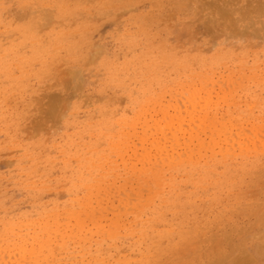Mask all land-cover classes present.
I'll list each match as a JSON object with an SVG mask.
<instances>
[{
  "label": "rangeland",
  "instance_id": "rangeland-1",
  "mask_svg": "<svg viewBox=\"0 0 264 264\" xmlns=\"http://www.w3.org/2000/svg\"><path fill=\"white\" fill-rule=\"evenodd\" d=\"M263 125L264 0H0V264L261 263Z\"/></svg>",
  "mask_w": 264,
  "mask_h": 264
},
{
  "label": "bare ground",
  "instance_id": "bare-ground-1",
  "mask_svg": "<svg viewBox=\"0 0 264 264\" xmlns=\"http://www.w3.org/2000/svg\"><path fill=\"white\" fill-rule=\"evenodd\" d=\"M210 4V3H209ZM246 5V4H245ZM218 6V5H217ZM259 8V7H258ZM216 9V8H215ZM220 13H223V12H220ZM244 16H246V14H243ZM41 16V15H40ZM39 16V17H40ZM48 16V15H47ZM46 21V20H45ZM250 27V26H249ZM245 29H247V28H245ZM243 32H244V30H243ZM243 32H241V33H243ZM246 32V31H245ZM256 32V31H255ZM242 35V34H241ZM244 35V34H243ZM70 78L72 77V76H69ZM69 77H68V79H69ZM74 77V76H73ZM61 79V78H60ZM71 81V80H70ZM72 81H74V79L72 80ZM66 87V86H65ZM67 88V87H66ZM73 88H74V86H73ZM72 88V89H73ZM51 103H52V101H51ZM53 103H54V101H53ZM60 103V102H59ZM44 113V112H43ZM48 113V112H47ZM49 114V113H48ZM46 116V115H45ZM44 116V117H45ZM42 119V118H41ZM256 123V122H255ZM36 126V125H35ZM264 126V125H263ZM40 127V126H39ZM256 127H257V125H256ZM255 127V128H256ZM38 128V127H37ZM254 128V127H253ZM254 128V129H255ZM259 129H260V131H261V128L260 127H258ZM250 130V129H249ZM249 130H247V131H249ZM221 131V130H220ZM254 131V130H253ZM257 131V130H256ZM237 132H239L240 133V131H237ZM264 132V131H263ZM238 133V134H239ZM244 133V132H243ZM191 134V133H190ZM241 134V133H240ZM246 134V133H245ZM260 134V133H259ZM262 134V133H261ZM264 134V133H263ZM262 134V135H263ZM231 135H232V133H231ZM247 135V134H246ZM253 135V134H252ZM256 135V134H255ZM258 135V134H257ZM239 136V135H238ZM259 136H261V135H259ZM234 137H236V136H234ZM245 137H247V136H245ZM249 137V136H248ZM253 137H255V136H253ZM240 138V137H239ZM174 139V138H173ZM172 139V140H173ZM247 139H249V138H247ZM255 139V138H254ZM174 140H176V139H174ZM245 140V139H244ZM263 140V139H262ZM170 141V140H169ZM254 141V140H253ZM264 141V140H263ZM171 142H174V141H171ZM259 143V145H260V142H258ZM257 142H256V144H258ZM264 143V142H263ZM258 145V146H259ZM264 145V144H263ZM257 146V145H256ZM255 146V147H256ZM261 148H263V147H261ZM264 149V148H263ZM255 152V151H254ZM147 180V179H146ZM144 182V181H143ZM138 183H140V182H138ZM142 183V182H141ZM145 183V182H144ZM146 184V183H145ZM142 186H143V183H142ZM141 186V187H142ZM144 188V187H143ZM260 193L261 194H263L264 195V192L263 191H261L260 192V190H258L257 192H256V195L257 196H259L260 195ZM153 194V193H152ZM152 194H149V195H152ZM153 196V195H152ZM150 198H152V197H150ZM263 200H264V197H263ZM147 201V200H146ZM149 201H151V200H149ZM131 211H132V209H131ZM241 213L242 214H244V215H246V216H249L250 218H253L254 219V222H253V224H252V228L251 229H253V230H258V229H263L264 228V202H262L261 204H257L256 205V208H250V209H247V210H245V211H241ZM255 227V228H254ZM234 232H235V234L236 235H238L237 233L239 232V230L238 229H235V231L232 229L231 230V232H229V234H234ZM248 232V231H247ZM240 233V232H239ZM249 233H251V232H249ZM115 234V233H114ZM109 235H111V234H109ZM111 237H112V235H111ZM226 237V236H225ZM216 239H215V237H212L211 238V240L209 241V244L211 243V245H210V251H206L207 252V254H206V258L208 259V263L207 264H223L224 262H226V261H229V263L230 264H240V262L239 261H237V260H235V258H234V253H236L237 252V247H236V245H233L232 244V241H233V238H227L226 237V246H222V245H219V244H216L217 242L215 241ZM258 249V252H257V254H258V256H260L261 257V263L260 262H255V264H264V252H263V250L262 249H259V247L257 248ZM185 252L186 251H188V249L186 250H184ZM245 253V252H244ZM239 255V254H238ZM240 255H244V254H240ZM75 256V255H74ZM203 257H204V255H203ZM237 257V256H236ZM248 258H249V256H247ZM256 257V256H255ZM55 258V257H54ZM72 258V257H71ZM205 258V257H204ZM248 258H246L245 260H247ZM242 259V261H243V259L244 258H241ZM57 260H59V259H57ZM102 260V259H101ZM244 260V262H248V260H250V258L247 260V261H245ZM56 261V260H55ZM98 261V260H97ZM37 262V261H36ZM50 262V261H49ZM53 262V261H52ZM166 262V261H165ZM239 262V263H238ZM250 262V261H249ZM248 262V263H249ZM251 262H253L252 261V259H251ZM248 263H246V264H248ZM39 264V263H38ZM42 264V263H41Z\"/></svg>",
  "mask_w": 264,
  "mask_h": 264
}]
</instances>
